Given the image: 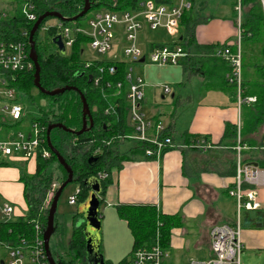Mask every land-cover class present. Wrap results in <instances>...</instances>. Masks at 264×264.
Instances as JSON below:
<instances>
[{
	"label": "trees",
	"instance_id": "16d2710c",
	"mask_svg": "<svg viewBox=\"0 0 264 264\" xmlns=\"http://www.w3.org/2000/svg\"><path fill=\"white\" fill-rule=\"evenodd\" d=\"M27 1L32 5V12L37 18L46 11H57L65 18L72 17L81 11L84 4V0ZM89 1L91 7L88 13L94 10L122 12L135 8L137 4V0ZM240 3L245 10V17L242 19V29L245 34H250L249 37L244 36L245 38L241 42L245 40L256 42L264 49V16H262L259 1L240 0ZM83 17L75 21L54 19L64 26L75 27L83 26L80 22ZM49 18L52 17H47L41 22L33 36L40 67V85L45 90L74 86L83 92L90 109L93 123L89 130L80 135H75L72 132H66L59 128H53L49 134L51 144L64 157L73 171V182L79 185V191L76 194V202L79 203L86 198L89 190L88 185L83 182L84 179L97 176L99 173L107 174V177L101 180L102 194H104L106 187L111 183L113 169H119L122 161L128 160L132 156H139L140 158L146 159L151 158L144 155V150L150 148L151 145L130 138L133 134V129L126 122L127 101L124 97L126 84L123 82L124 86L120 92L109 96L101 93L98 88L92 86L91 82H88V75L95 66L104 64L114 65L116 68L115 74L108 78L115 82L118 80L124 81L123 79L130 63L125 60H94L91 68L86 70L84 74H81L85 62L81 60V55L83 54L84 46L89 42V38L83 34H76L70 47V54H61L58 51L57 45L52 43V39L57 36V29L55 26L46 25V21ZM189 19L186 21L185 12L180 21V28L184 25L183 33L186 36L193 35V21ZM34 22L28 21L23 16L21 9L9 19L0 21V39L6 43L18 40L23 41L28 54L27 60L29 61L31 60L29 58L30 47L28 36ZM45 26L47 27L46 30H42V27ZM43 31L44 36L41 37L40 32ZM179 43L182 45L180 40ZM161 44L150 42L145 52ZM214 49L207 47L204 54L200 52L197 56L194 55L195 57L190 56L189 51L185 49L187 53L186 57H193L194 60L192 59L191 64L198 65L194 68L195 70L192 68L195 72H201L206 75L205 73L208 72V67H212V70H215V72L214 74H209V76H215V79H217V87L221 89H234L225 80V74L230 69L229 65L224 59L214 55ZM257 68L259 75L257 79L254 81L248 80L247 82L242 80L243 95L256 96L254 103L243 104L240 108L241 142L249 147L257 146L260 144L262 138H264V132L260 133L261 128H264V65L258 66ZM33 74V63L32 67L27 70L2 72L1 80L3 83H0V88L1 90L13 89L15 94L21 93L28 98L29 102L36 104V98L31 93L32 89H36L33 85ZM37 92L40 97L47 99L49 102L47 108H41L37 105V115L31 120V124L36 123L40 129L41 144L39 148L41 150L42 148L48 149L46 144V130L49 123L58 122L73 131L81 128L82 103L79 94L73 90H68L54 96L45 95L38 90ZM232 95L234 98L235 89ZM2 99L6 98L1 97ZM8 101L18 102V98L14 97ZM109 105L112 106L114 111L105 113ZM6 116L8 115L0 112V128H3L8 133L10 127L19 123L21 115L17 120H13L10 116V118H7ZM235 138V124H226L223 140L229 152L235 144ZM187 139L190 140V138ZM198 139H192L190 145ZM126 141H131L132 143L126 151H122L121 147ZM173 148L163 149L159 157ZM253 156L257 157L259 154L253 153ZM91 157H96V161H89ZM35 163V172L33 174L21 176L28 208L27 213L24 216L10 221H0V242L9 241L16 243L20 238H31L35 232L33 228L34 221L38 220L43 224L46 223L48 207L51 202V199L48 203L45 202L46 192L49 191L53 182L60 184L66 179L67 175L64 168L58 164L52 152L49 158H42L38 154ZM53 163L56 164V167L61 173L60 177L56 179L53 178L50 172V166ZM226 163L228 165V173L233 174L235 170L233 159L227 160ZM256 163L264 165V161L260 160V158ZM115 208L118 216L126 223L133 238L131 250L128 255L137 248H147L151 245H158L164 250L169 244L171 229L180 223V218L177 215L164 214L158 207L151 204H117ZM80 220L81 215L76 212L73 215V226L69 241V251L72 256L68 261L59 260L62 264H87L85 261V239L82 233L83 224L79 225L78 223ZM241 224L243 228L264 229V210L243 211ZM57 230H59V225L55 219V231ZM105 264L109 263L105 262Z\"/></svg>",
	"mask_w": 264,
	"mask_h": 264
},
{
	"label": "crops",
	"instance_id": "0c3cea01",
	"mask_svg": "<svg viewBox=\"0 0 264 264\" xmlns=\"http://www.w3.org/2000/svg\"><path fill=\"white\" fill-rule=\"evenodd\" d=\"M208 1L191 0L192 7L186 12V21L188 18L193 21L192 36L183 33L184 25L180 28L179 40L193 57L200 52L204 54L207 47L214 49L222 44H231L236 38L234 4L237 0ZM22 3V0H0V21L16 14ZM215 12L217 13L214 14ZM244 17L245 10L242 7L241 18ZM145 29L147 30L144 28L139 32L138 42ZM150 32L155 34V38L150 42H164L161 33ZM240 46L242 80L254 81L252 73L256 72L258 75L257 67L264 65V49L258 43L249 40L241 42ZM193 57L181 59L179 65L184 74L188 72L189 77H196L195 93L186 95L185 98H181L180 95L175 97L176 93H173L170 87L169 92L164 93L161 85V100H165V96L171 93L172 102L167 103L173 105L172 112L169 111L170 119L165 117L159 105L148 106L152 86L144 80L141 110L143 111L146 103L147 112L143 111L144 114L162 122L173 141L174 148L161 157L146 159L132 156L122 161L119 169H113L111 183L100 196L101 203L115 209L113 210L116 215L115 225L118 227L113 246L119 253L117 258L122 256L126 258L133 242L126 223L117 214L115 208L117 204H151L164 214L177 215L180 218V223L171 229L169 244L164 249L163 264H190L195 260H208L212 256L209 243L210 229L217 224H232L235 221V200L226 192L227 187L233 182L235 173V170L233 174L228 173L226 163L227 160L233 159V153L225 146L223 133L226 124H236L240 115L235 97L233 98L229 88L217 87L215 76H209L211 73L214 74L215 70L208 67L206 75L195 72L194 68L198 65L191 64ZM180 84L185 88V83ZM210 93L224 94H214L216 95L214 101L215 96ZM178 108L179 112L176 114ZM198 138L208 140L212 148L201 151L190 145L192 139ZM35 165V159L0 158V209L5 203H10L14 209L13 219L27 213L21 176L33 174ZM261 193L264 194V191ZM79 203L76 202L74 205L78 206ZM227 204L228 209H225L224 205ZM103 218L104 215L101 216V219ZM56 221L59 225L58 219ZM122 227L126 230H122ZM241 237L244 249L264 252V229L242 226ZM110 254L112 257L116 256L111 252ZM2 261L0 260V263Z\"/></svg>",
	"mask_w": 264,
	"mask_h": 264
},
{
	"label": "built area",
	"instance_id": "2783aa9c",
	"mask_svg": "<svg viewBox=\"0 0 264 264\" xmlns=\"http://www.w3.org/2000/svg\"><path fill=\"white\" fill-rule=\"evenodd\" d=\"M258 1L264 16V0ZM191 7V0H137L136 7L131 10L122 12L94 10L90 12L83 26L68 27L59 22L51 25L56 27L64 49L65 46L71 47L76 34H83L89 38L90 49L102 56L98 60H125L130 63L124 81L115 82L108 78L116 72L114 65H96L88 76L91 77L90 82L94 88H98L101 93L109 96L119 93L126 84L124 97L127 101V112L130 113V127L133 129L130 138L151 145L144 150V155L147 157H159L163 149L174 147V145L162 122L147 117L141 110L145 82L134 68L145 63L164 66L180 64L181 59L187 55L185 48L179 43L180 21L183 14ZM234 10L236 13L235 41L217 46L214 49V55L224 59L229 65L230 69L225 74V80L235 89V104L240 115L241 105L254 103L256 96L243 95L240 45L242 38L249 37L250 34H245L242 29L240 0H237ZM21 12L28 21H36L37 17L32 12V5L27 0L23 1ZM46 28V26L42 27V30ZM144 28L161 33L164 36V42L145 52L138 44L139 32ZM116 33L124 37L123 57H119L116 53L109 55L113 49L112 41ZM27 57L23 41L6 43L0 39V83H3L2 72L30 69L32 62L27 60ZM141 57H144L142 62L139 61ZM94 60L96 59L84 62L81 74L91 68ZM163 91L168 93L169 87L163 85ZM1 97L6 98L4 99L6 104L0 108V112L7 114L13 120L19 119L22 113L21 104L8 101L15 97L14 90L0 88V100ZM113 111L112 106L109 105L105 113ZM235 126V144L231 147L235 173L233 182L227 187L226 192L235 200L236 218L232 224L214 225L209 231L212 256L208 260L191 261L190 264H240V254L243 249L241 215L243 211L264 210V194L261 193L264 191V165L256 163L259 158L264 161V138L257 146L249 147L241 142L240 117ZM40 144V129L36 123H33L29 133L17 131L8 132L5 138L0 136V158L30 160L36 159L38 154L42 158H49L51 151L45 148L40 150ZM192 146L201 151L212 148V144L204 138L196 140ZM253 153H258L259 156L255 157ZM97 177L102 180L107 177V174L99 173ZM58 186L57 182L51 184L46 203L50 201ZM77 193L68 197V204L76 203ZM13 210L10 203H5L0 209L2 220H12ZM44 226L45 224L36 220L33 223L35 232L31 238H20L16 243L0 242L6 250V260L2 261L3 264H49L42 239ZM164 257V250L160 246L151 245L133 250L121 264H163Z\"/></svg>",
	"mask_w": 264,
	"mask_h": 264
},
{
	"label": "rangeland",
	"instance_id": "374dc122",
	"mask_svg": "<svg viewBox=\"0 0 264 264\" xmlns=\"http://www.w3.org/2000/svg\"><path fill=\"white\" fill-rule=\"evenodd\" d=\"M206 2L208 0H205ZM210 2V1H208ZM222 8L224 6H221ZM215 12L214 14H216ZM90 15V12L86 13L85 16L80 20V22L85 25L86 18ZM55 22V19L49 18L46 21L47 26H51ZM40 36H44V31L40 32ZM155 38V34L153 32L148 31V29L144 30L140 35V40L138 42L139 46L144 49L148 46V43L150 40ZM168 39V38H167ZM124 46V37L123 35L115 34L114 40L112 41V51L109 55L113 53H117L119 57H123L122 55V48ZM65 54H70V47L65 46ZM102 56L97 54L96 52L92 51L90 47L87 45L84 46V52L81 55V60H92V59H101ZM135 71L138 73H141L143 75V78L146 83L149 84V86H152V91L150 96V100L147 103L148 106H155L159 105L162 112L164 113L165 117L167 119H170V110L172 112V104L169 105L167 103H171L172 99L170 97V94L165 96V100H161L160 93H161V85H168L170 87V90H172L173 93H176L175 97H178L179 95L181 98H185L186 95H191L192 93L196 92V77L194 76H188L189 73L186 72V74L183 73L182 67L180 65H173V66H164V65H157V64H150L145 63L142 65H138L135 68ZM251 75V74H250ZM253 79L257 78L256 72L252 73ZM246 77V76H245ZM244 77V78H245ZM251 77V78H252ZM253 81V80H252ZM185 83V88L180 84ZM231 93L234 91L233 88L228 89ZM31 93L36 98V104H33L28 101V98L21 94L16 93L15 97L18 98V102L22 106V114L21 119L18 124L12 126L9 128V132H17V131H24L29 132L31 130V120L33 117L37 115V108L38 105L41 108H47L49 106V102L47 99L40 97L38 95V92L36 89H32ZM213 94L214 101L216 98V95L214 94H224V93H210ZM6 104V101L4 99L0 100V108L3 107ZM147 104L145 103L143 111L146 113L145 110L147 107ZM169 105V106H168ZM146 106V107H145ZM179 112V108L176 110V114ZM175 114V116H176ZM264 132V128H261L260 133ZM0 136L2 138H5L7 136V133L3 128H0ZM131 141H126L122 147V151H126L129 146L131 145ZM50 172L53 175V178L56 179L60 177L61 173L59 169L56 167V164H52L50 166ZM97 177V176H96ZM79 191V185L76 182H71L66 185V187L63 189L58 201H57V209H56V217L55 219L59 221V230L55 231L49 240V249L51 254L53 255L55 260H70L72 254L69 251V241H70V235H71V229L73 226V215L76 213L77 205H69L68 204V197L72 194H75ZM48 198V192H46L45 195V202ZM44 202V203H45ZM229 204L224 205L225 209H228ZM114 207H106L105 203H101L99 206V214H100V252L105 260V262H108L109 264H120V262L124 259L122 257H118V252H116L113 243H114V236L115 232L117 230L116 224V215H115ZM104 215V218L101 219V216ZM122 230H126L125 227H122ZM127 232V231H126ZM120 251V250H119ZM111 253H113L114 257L110 256ZM121 252V251H120ZM110 254V255H109ZM110 259V260H109ZM0 260L5 261L6 260V250L0 245ZM240 264H264V252L262 250H250V249H242V252L240 254Z\"/></svg>",
	"mask_w": 264,
	"mask_h": 264
},
{
	"label": "water",
	"instance_id": "95a60500",
	"mask_svg": "<svg viewBox=\"0 0 264 264\" xmlns=\"http://www.w3.org/2000/svg\"><path fill=\"white\" fill-rule=\"evenodd\" d=\"M90 7H91L90 1L84 0V4H83L81 11L75 16L68 17V18L63 17L57 11H46L40 16H38L28 36V42H29V47H30L29 58L34 65V74H33L34 87L41 93L48 95V96H54L57 94H62L68 90H73L79 94V97L82 103V112H81L82 126L79 130L77 131L70 130L66 128L63 124L58 123V122L49 123L47 126V130H46L47 147L55 155L58 164L64 168L66 175H67L66 179L59 184V186L57 187V189L55 190L51 198V202L48 207L46 223L42 230L44 250H45V254H46L47 261L49 264H62L61 261L55 260L53 255L51 254L50 249H49V240H50L51 235L55 232V213L57 209V201L63 189L66 187V185L73 182L74 180L73 171L71 167L67 164L64 157L51 144L49 134L53 128H59L63 131L72 132L75 135H80L83 132L89 130L93 123H92V117L90 114V109L87 104L84 93L78 90L76 87L64 86V87L57 88L54 90H45L41 87L40 82H39L40 67H39V63L37 59V53L35 50V42H34L33 36L35 32L38 30L39 25L45 18L53 17V18H57L63 21H75L78 18L83 17L90 10ZM52 43L57 45L58 51L61 54H65L63 42L59 35H57L56 38L52 39ZM143 60H144V57H141L139 61L142 62ZM90 81H91V77L88 76V82ZM126 122L128 126H130L129 111L127 112ZM96 159H97L96 157H91L89 161H96ZM83 182L88 185L89 190H88L86 198L78 204L76 212L81 215V220L78 222L79 225L83 224L82 233L85 239V261L87 264H105V260L100 252V236H99V232H100L99 206L101 203L100 196L102 194L101 180L96 176H91L89 178L84 179ZM0 264H3V262H1Z\"/></svg>",
	"mask_w": 264,
	"mask_h": 264
}]
</instances>
